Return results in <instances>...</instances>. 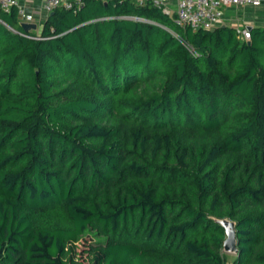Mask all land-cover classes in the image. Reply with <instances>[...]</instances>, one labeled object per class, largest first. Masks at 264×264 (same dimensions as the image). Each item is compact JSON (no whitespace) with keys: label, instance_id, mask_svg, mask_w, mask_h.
<instances>
[{"label":"trees","instance_id":"obj_1","mask_svg":"<svg viewBox=\"0 0 264 264\" xmlns=\"http://www.w3.org/2000/svg\"><path fill=\"white\" fill-rule=\"evenodd\" d=\"M222 218L264 264V26L0 6V264H227Z\"/></svg>","mask_w":264,"mask_h":264},{"label":"built area","instance_id":"obj_2","mask_svg":"<svg viewBox=\"0 0 264 264\" xmlns=\"http://www.w3.org/2000/svg\"><path fill=\"white\" fill-rule=\"evenodd\" d=\"M108 1V0H104ZM123 1V0H121ZM137 4L143 5L151 3L152 5L163 8L166 13H171L173 9L171 4L176 5L177 22L182 26L189 25L193 29H213L221 25L224 19V9L227 6L252 5L259 7L264 4V0H133ZM47 13H51L58 8L67 10H76L80 8L84 0H43ZM0 6L5 10H10L16 6L23 21L32 22L33 16L26 12L25 8L20 6V0H0ZM140 19L137 17H132ZM242 39H251V28L244 25L238 28Z\"/></svg>","mask_w":264,"mask_h":264},{"label":"crops","instance_id":"obj_3","mask_svg":"<svg viewBox=\"0 0 264 264\" xmlns=\"http://www.w3.org/2000/svg\"><path fill=\"white\" fill-rule=\"evenodd\" d=\"M20 6L24 7L26 12L33 16V21L38 24L37 30H40L42 23L47 19L50 13H47L44 7L43 0H20ZM173 11L176 10V5L171 4ZM23 22V20H22ZM223 25H232L237 28L244 25L264 26V4L255 7L252 5L244 6H227L224 9Z\"/></svg>","mask_w":264,"mask_h":264},{"label":"water","instance_id":"obj_4","mask_svg":"<svg viewBox=\"0 0 264 264\" xmlns=\"http://www.w3.org/2000/svg\"><path fill=\"white\" fill-rule=\"evenodd\" d=\"M53 13V12H51ZM22 26L26 31L36 30L38 24L35 22H22ZM252 28V26H250ZM217 222L221 224L226 230V239L224 240V252L237 255L239 253L236 222L229 218L217 219Z\"/></svg>","mask_w":264,"mask_h":264},{"label":"rangeland","instance_id":"obj_5","mask_svg":"<svg viewBox=\"0 0 264 264\" xmlns=\"http://www.w3.org/2000/svg\"><path fill=\"white\" fill-rule=\"evenodd\" d=\"M81 242H84V241H81ZM235 259H236V255L231 254V253H226V261H227V264H233V262H234Z\"/></svg>","mask_w":264,"mask_h":264}]
</instances>
